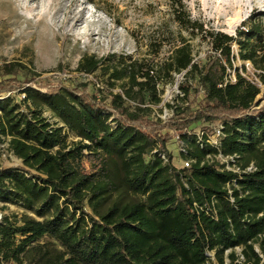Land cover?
I'll return each instance as SVG.
<instances>
[{
    "label": "trees",
    "instance_id": "trees-1",
    "mask_svg": "<svg viewBox=\"0 0 264 264\" xmlns=\"http://www.w3.org/2000/svg\"><path fill=\"white\" fill-rule=\"evenodd\" d=\"M172 3L175 20L208 42L205 65L195 61L183 35L162 62L156 57L163 43L149 41L150 57H122L108 68L109 87L123 84L108 97L91 93L88 84L42 87L40 74L19 61L0 66V94L26 95L21 103L0 98V144L7 142L22 162L0 168V200L26 210L0 222V264H26L30 254V264H208V253L224 264L226 255L238 260L237 248L244 264H264L262 89L238 67L236 81L225 85L237 55L264 84V44L251 45L262 40L261 25L239 31L236 39L205 30L182 0ZM104 65L85 55L77 71L93 75ZM184 72L194 83L181 86L182 100L193 102V92H204L205 105L184 119L154 121L159 85ZM19 73L31 78L21 81ZM44 109L63 126L52 124ZM217 122L224 126L221 152L239 156L241 172L224 170L213 162L219 150L201 148L187 133L182 142L191 163L177 169L167 147L172 135L162 132ZM65 129L80 140L69 144ZM251 164L256 170L245 172Z\"/></svg>",
    "mask_w": 264,
    "mask_h": 264
},
{
    "label": "rangeland",
    "instance_id": "rangeland-1",
    "mask_svg": "<svg viewBox=\"0 0 264 264\" xmlns=\"http://www.w3.org/2000/svg\"><path fill=\"white\" fill-rule=\"evenodd\" d=\"M173 1L0 0V66L5 62L19 61L40 74L37 82L42 87L63 85L77 89L88 84V90L98 94L99 97H108L111 91L122 92V82H118L115 89L109 87L108 68L122 57L132 56L135 59L150 57L149 41L163 43V48L156 57L157 62H162L171 56L174 48L179 45V36L183 35L193 48L195 61L203 66L207 62L210 46L201 33L193 34L192 29L183 27L175 20ZM182 2L191 18L202 24L205 30L224 32L236 39H240L239 31L247 32L252 25L260 24L263 38L261 41L253 39L251 45L259 47V43L264 44V0H259V4L255 6L251 0H244V4L240 6L220 5L216 0H182ZM232 48L235 54L239 52L236 42L232 44ZM85 55H96L105 60V65L93 75L81 74L77 71V67ZM235 65L240 72L244 68V64L238 60L235 61ZM243 72L250 80L257 82V72L254 68ZM29 75L19 73L16 78L25 81L31 78ZM2 79L0 73V81ZM191 83H194L191 76H187L184 72L174 73L171 82L160 84L162 102L158 106H152V119L168 123L187 118L189 114L202 108L206 103L204 92L199 95L193 92L192 99H195L193 102L182 100L184 94L181 86L187 87ZM259 85L262 93L258 101L263 105L264 84ZM8 95L15 97L17 102H22V95H16L15 92L0 94V98ZM107 102L111 103V99ZM43 115L52 124L58 123L59 126H63L47 109H44ZM218 124L221 123H198L187 131L207 129L212 132L210 127ZM187 131L165 129L162 132L172 135L167 147L173 155V165L177 169L187 168L191 163L185 156L187 155L184 151L185 145L177 140L180 133ZM64 132L68 135L69 144L80 140L67 129ZM213 162L221 165L217 160ZM21 163L20 159L9 152L7 142L0 144L1 169L12 168ZM24 213L26 210L21 205L4 203L0 200V222L5 217L16 215L21 217ZM46 241L48 238L39 242ZM256 249L259 250L258 246ZM235 251L238 260L231 263L226 255L224 264H244L242 248H237ZM30 258L32 254L25 257L26 264H30ZM208 264L220 263L212 255Z\"/></svg>",
    "mask_w": 264,
    "mask_h": 264
},
{
    "label": "built area",
    "instance_id": "built-area-1",
    "mask_svg": "<svg viewBox=\"0 0 264 264\" xmlns=\"http://www.w3.org/2000/svg\"><path fill=\"white\" fill-rule=\"evenodd\" d=\"M236 60H238L240 63L244 64V67L246 68V70H251L253 68V67L250 68L251 62H249V61H240V58L238 57V55H237V59ZM233 64H234V68L228 70L226 81H225V85L227 83H229V82H235L236 81V71H235V69L237 67L235 65V61H233ZM241 74L243 76H245L243 70L241 71ZM257 82H259L258 79H257ZM259 84H260V82H259ZM8 96H11V95H8ZM25 97H26V95L23 94L22 95V100L25 99ZM210 128H211L212 132L210 130H207V129H202V130H199V131H195V129H191V130H189V131H187L185 133H187L188 135H195L198 138V143L200 144L201 148H205L207 146H211L213 148L218 149L219 150V154L216 156V160L220 162V164H221V166H223L224 170H229V171L240 173L241 169H240V166L238 165V159L240 157L237 156V155L224 156L222 154V152H221L222 140L225 137L224 126L222 124H218L215 127H210ZM182 134L183 133H180L177 136V140L179 142H182ZM7 145H8V143H7ZM255 170H256V168H255L254 164H251L246 169L245 172H253ZM212 255H214V254L213 253H208V256L210 258L212 257Z\"/></svg>",
    "mask_w": 264,
    "mask_h": 264
},
{
    "label": "bare ground",
    "instance_id": "bare-ground-1",
    "mask_svg": "<svg viewBox=\"0 0 264 264\" xmlns=\"http://www.w3.org/2000/svg\"><path fill=\"white\" fill-rule=\"evenodd\" d=\"M216 2L219 3L220 5H229V6H235V5L240 6L244 4V0H216ZM251 2L254 6L259 4V0H251Z\"/></svg>",
    "mask_w": 264,
    "mask_h": 264
}]
</instances>
